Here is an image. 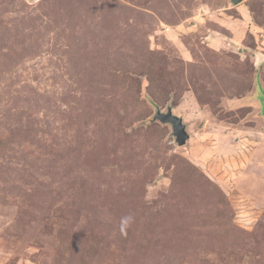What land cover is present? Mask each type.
Masks as SVG:
<instances>
[{
	"label": "rangeland",
	"instance_id": "obj_1",
	"mask_svg": "<svg viewBox=\"0 0 264 264\" xmlns=\"http://www.w3.org/2000/svg\"><path fill=\"white\" fill-rule=\"evenodd\" d=\"M0 264H264V0H0Z\"/></svg>",
	"mask_w": 264,
	"mask_h": 264
},
{
	"label": "water",
	"instance_id": "obj_2",
	"mask_svg": "<svg viewBox=\"0 0 264 264\" xmlns=\"http://www.w3.org/2000/svg\"><path fill=\"white\" fill-rule=\"evenodd\" d=\"M241 1L242 0H231V2L234 4H237ZM154 119L160 120L162 123H168L171 125L172 133L179 145H183L186 143L187 139L189 138V134L186 131V127L182 121V118L175 115L172 111V108L168 107L165 113L157 110Z\"/></svg>",
	"mask_w": 264,
	"mask_h": 264
},
{
	"label": "clouds",
	"instance_id": "obj_3",
	"mask_svg": "<svg viewBox=\"0 0 264 264\" xmlns=\"http://www.w3.org/2000/svg\"><path fill=\"white\" fill-rule=\"evenodd\" d=\"M133 221L134 217L132 215H125L120 218L119 230L122 235H126L127 229L131 226Z\"/></svg>",
	"mask_w": 264,
	"mask_h": 264
}]
</instances>
